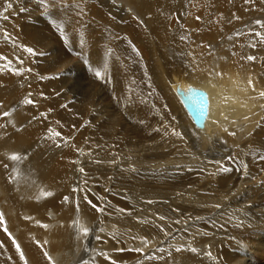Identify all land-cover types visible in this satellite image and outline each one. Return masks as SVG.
Here are the masks:
<instances>
[{
    "label": "bare ground",
    "instance_id": "obj_1",
    "mask_svg": "<svg viewBox=\"0 0 264 264\" xmlns=\"http://www.w3.org/2000/svg\"><path fill=\"white\" fill-rule=\"evenodd\" d=\"M261 25L264 0H0V264H264Z\"/></svg>",
    "mask_w": 264,
    "mask_h": 264
},
{
    "label": "water",
    "instance_id": "obj_2",
    "mask_svg": "<svg viewBox=\"0 0 264 264\" xmlns=\"http://www.w3.org/2000/svg\"><path fill=\"white\" fill-rule=\"evenodd\" d=\"M186 113L197 128H203L209 111L208 94L201 89L190 87L185 92L177 89Z\"/></svg>",
    "mask_w": 264,
    "mask_h": 264
},
{
    "label": "rangeland",
    "instance_id": "obj_3",
    "mask_svg": "<svg viewBox=\"0 0 264 264\" xmlns=\"http://www.w3.org/2000/svg\"><path fill=\"white\" fill-rule=\"evenodd\" d=\"M261 27H262V26H261ZM19 160H20V159H19ZM102 228H103V232H105L106 228H105V227H102ZM104 228H105V230H104ZM109 231H110V230H109ZM101 233H102V232H101ZM112 233H114V234H115L116 236H118V237H122V236H119V235L117 234V231H112ZM90 234H91L90 237L93 238V240H94V236L97 235V230L94 229L92 232H90ZM92 235H93V236H92ZM109 235H111V234L109 233ZM120 235H121V234H120ZM126 235H127V234H126ZM128 235H129V236H125V237H130V236H131L130 238H131V240H132V241H131V251H132L133 248L136 249V248L134 247L135 245H134V242H133V241H134V240H133L134 236H133V235H130V234H128ZM116 236H115V237H116ZM130 238H129V239H130ZM87 239H89V238L87 237ZM87 239H86V240H87ZM132 246H133V247H132ZM134 249H133L132 252L136 251V250H134ZM83 251H85V252L88 251L87 253H89V251L91 252L92 250L89 249V248L86 249V245H83ZM92 252H93V251H92ZM92 252H91V253H92Z\"/></svg>",
    "mask_w": 264,
    "mask_h": 264
},
{
    "label": "snow or ice",
    "instance_id": "obj_4",
    "mask_svg": "<svg viewBox=\"0 0 264 264\" xmlns=\"http://www.w3.org/2000/svg\"><path fill=\"white\" fill-rule=\"evenodd\" d=\"M8 7H11V5L9 4ZM262 27H264V25H261ZM28 53H33V49L31 48H27L25 49ZM6 59V57L0 56V60ZM249 59H253V57H249ZM96 75L99 77L100 73H96ZM262 95H264V93H262ZM27 103H31V101H26ZM5 115H8V113H5ZM58 135V134H57ZM13 159H17V157H12ZM81 171H83V169H81ZM67 199V198H66ZM83 233L85 235H87V229H82ZM194 251V250H193Z\"/></svg>",
    "mask_w": 264,
    "mask_h": 264
}]
</instances>
